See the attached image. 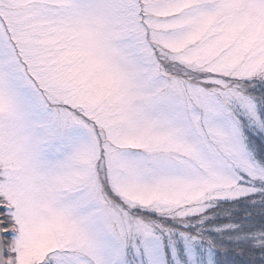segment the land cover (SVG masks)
I'll return each mask as SVG.
<instances>
[{"label": "snow or ice", "instance_id": "obj_1", "mask_svg": "<svg viewBox=\"0 0 264 264\" xmlns=\"http://www.w3.org/2000/svg\"><path fill=\"white\" fill-rule=\"evenodd\" d=\"M0 264H264V0H0Z\"/></svg>", "mask_w": 264, "mask_h": 264}]
</instances>
